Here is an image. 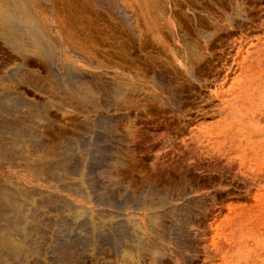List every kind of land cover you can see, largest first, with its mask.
<instances>
[{
    "label": "bare ground",
    "instance_id": "obj_1",
    "mask_svg": "<svg viewBox=\"0 0 264 264\" xmlns=\"http://www.w3.org/2000/svg\"><path fill=\"white\" fill-rule=\"evenodd\" d=\"M189 12L185 0H0V264L153 263L169 250L160 239L190 232L202 194L189 156L177 198L144 187L204 77L194 62L211 34L197 26L198 47Z\"/></svg>",
    "mask_w": 264,
    "mask_h": 264
},
{
    "label": "rangeland",
    "instance_id": "obj_2",
    "mask_svg": "<svg viewBox=\"0 0 264 264\" xmlns=\"http://www.w3.org/2000/svg\"><path fill=\"white\" fill-rule=\"evenodd\" d=\"M185 1L195 14L179 15L190 39L203 44L197 26L211 34L204 63L194 62L204 77L190 87L185 136L154 151L165 165L146 168L156 178L144 187L177 198L186 154L191 190L202 196L190 232L160 239L168 252L146 264H264V0Z\"/></svg>",
    "mask_w": 264,
    "mask_h": 264
}]
</instances>
